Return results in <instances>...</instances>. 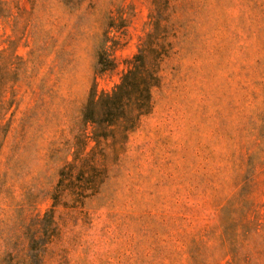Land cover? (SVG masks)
Returning <instances> with one entry per match:
<instances>
[{"label": "rangeland", "instance_id": "1", "mask_svg": "<svg viewBox=\"0 0 264 264\" xmlns=\"http://www.w3.org/2000/svg\"><path fill=\"white\" fill-rule=\"evenodd\" d=\"M5 1L0 52L21 59L23 77L0 121V258L24 259L51 206L102 42L115 67L96 90L110 93L161 37L151 113L108 161L98 195L57 210L44 264H264V160L250 166L264 116V0Z\"/></svg>", "mask_w": 264, "mask_h": 264}, {"label": "trees", "instance_id": "2", "mask_svg": "<svg viewBox=\"0 0 264 264\" xmlns=\"http://www.w3.org/2000/svg\"><path fill=\"white\" fill-rule=\"evenodd\" d=\"M11 15V6L0 0V20L4 21ZM163 41L157 37L138 48L120 82L110 93H98L96 90V79L115 67L106 42L103 41L98 48L93 84L80 113L77 135L67 149L71 159H66L59 169L56 188L50 195L51 206L42 217L35 219L24 259L16 264H44L46 249L59 234L57 210H78L98 195L110 170L108 161L125 152L128 135L153 109L152 91L161 84L162 62L166 54ZM22 77L21 59L11 50L0 52V121L14 104V90ZM260 120L258 139L261 143L255 152L258 153L256 158L254 156L253 161L250 160V166L264 160L257 159L264 154V116ZM3 128L0 148L7 132L5 126ZM89 141L94 146L86 151ZM3 257L0 264H10Z\"/></svg>", "mask_w": 264, "mask_h": 264}]
</instances>
